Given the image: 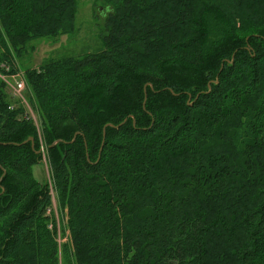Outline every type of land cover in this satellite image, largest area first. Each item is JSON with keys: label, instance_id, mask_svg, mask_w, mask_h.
<instances>
[{"label": "trees", "instance_id": "trees-1", "mask_svg": "<svg viewBox=\"0 0 264 264\" xmlns=\"http://www.w3.org/2000/svg\"><path fill=\"white\" fill-rule=\"evenodd\" d=\"M78 1L0 0V73L72 33ZM94 2L103 47L24 73L59 223L0 79V264H60L59 231L63 264H264V0Z\"/></svg>", "mask_w": 264, "mask_h": 264}, {"label": "rangeland", "instance_id": "rangeland-1", "mask_svg": "<svg viewBox=\"0 0 264 264\" xmlns=\"http://www.w3.org/2000/svg\"><path fill=\"white\" fill-rule=\"evenodd\" d=\"M109 9L106 5H102L101 2H94V0H79L77 10V22L76 29L71 33L62 34L58 37H45L32 39L26 43L25 47L21 51V55H17L18 72L22 75L28 68H37L44 61L52 58H61L64 56H81L85 53L98 51L103 47L102 36L105 34L104 21L109 13ZM17 79H10L13 84ZM29 96L33 99V94L29 93ZM27 100H30L28 98ZM30 101L31 111L38 117L39 128L42 132V143L40 142V148L38 153L40 154V163L34 166V172L36 177L41 181H46L50 188L54 186V179H52L51 173V154L49 153V146L46 145L43 135L42 120L38 111L34 108ZM53 185V186H52ZM55 189V187H54ZM55 194V193H54ZM55 199L56 194H55ZM55 200L54 210L51 215L55 219L62 220V211L57 205ZM59 223V222H58ZM64 222L62 223V227ZM66 236L59 231L58 242L59 247V259L60 264L65 262L62 248L67 241Z\"/></svg>", "mask_w": 264, "mask_h": 264}, {"label": "built area", "instance_id": "built-area-1", "mask_svg": "<svg viewBox=\"0 0 264 264\" xmlns=\"http://www.w3.org/2000/svg\"><path fill=\"white\" fill-rule=\"evenodd\" d=\"M2 67L6 70V73L4 74L0 73V79H2L6 83L7 90L11 94V96L17 99L19 102H21L26 107L27 109L26 118L32 119L33 122L35 123L36 128H37L38 137L40 139V142L42 143V140H41L42 132H41V129L39 128L38 117L31 111L29 100H27L28 88H27V83H26L24 73H22V75L20 74V72L10 73V66H8L7 64H2ZM16 77L17 79L12 84L10 82V79H13ZM49 190H50V194L52 196V201H53V208L48 210V213L51 214L56 204L54 186L53 188H50L49 186ZM57 221L59 222V218L57 219Z\"/></svg>", "mask_w": 264, "mask_h": 264}, {"label": "water", "instance_id": "water-1", "mask_svg": "<svg viewBox=\"0 0 264 264\" xmlns=\"http://www.w3.org/2000/svg\"><path fill=\"white\" fill-rule=\"evenodd\" d=\"M216 82H217V81H216ZM210 88H211V82L209 83V89H210ZM126 121H127V119H125L123 122H121V123L118 124V125H115V124H112V123L107 124V125L104 127V129H103V136H104V138L106 137V129H107L108 126L113 127V128H119V127H120L121 125H123ZM134 125H135V121H134ZM77 135H78V133L75 135V137H74L73 140L76 139ZM30 141L32 142V144H33V146H34V139H33V138H30ZM59 142H61V140H57L56 142H54L53 145H56V144L59 143ZM53 145H52V146H53ZM103 145H104V143H103ZM103 145H102V148H101V150H100V154H101V152H102ZM87 157H88V159H89V155H87ZM99 158H100V156H99Z\"/></svg>", "mask_w": 264, "mask_h": 264}, {"label": "crops", "instance_id": "crops-1", "mask_svg": "<svg viewBox=\"0 0 264 264\" xmlns=\"http://www.w3.org/2000/svg\"><path fill=\"white\" fill-rule=\"evenodd\" d=\"M33 173H34V175H35L34 168H33ZM35 177H36V175H35ZM36 179H38V178L36 177ZM38 180H39V179H38Z\"/></svg>", "mask_w": 264, "mask_h": 264}]
</instances>
